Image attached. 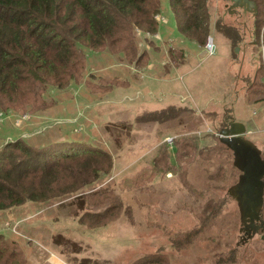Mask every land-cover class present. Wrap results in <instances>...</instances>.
<instances>
[{"label":"rangeland","instance_id":"rangeland-1","mask_svg":"<svg viewBox=\"0 0 264 264\" xmlns=\"http://www.w3.org/2000/svg\"><path fill=\"white\" fill-rule=\"evenodd\" d=\"M230 4L207 0L210 30L199 43L178 30L170 0H161L158 30L137 26L133 53L82 45L85 63L62 87L46 86V107L0 112V147L18 138L36 147L88 143L112 157L80 190L0 209V232L18 242L25 264H132L148 253L163 256L155 264H264L261 233L241 230L228 190L240 170L219 135L236 119L264 148V98L251 94L264 45L256 11L229 12ZM219 19L240 30L237 44ZM151 111L160 112L140 117ZM177 142L189 151L179 164ZM168 148L173 161L157 167Z\"/></svg>","mask_w":264,"mask_h":264},{"label":"trees","instance_id":"trees-1","mask_svg":"<svg viewBox=\"0 0 264 264\" xmlns=\"http://www.w3.org/2000/svg\"><path fill=\"white\" fill-rule=\"evenodd\" d=\"M256 1L257 43L264 45V0ZM170 6L178 30L186 38L204 43L210 30L207 0H170ZM160 11L161 0H0V112L19 113L44 107L46 86L62 87L68 78L76 77V68L85 63L80 53L82 45H106L133 53L135 28L157 31ZM217 25L223 31L233 30L232 34L226 33L233 44L242 38L235 26L221 19ZM261 60L255 76L257 79L260 76V81L256 79L251 84L257 86L251 94L260 92L263 95L259 98H264L263 51ZM173 107L160 111L168 112ZM160 111L146 112L140 117L151 119L150 115ZM187 143L177 142L173 146L178 164L189 152L184 150ZM221 144L232 151L224 142ZM172 156L169 148L161 149L155 165L171 164ZM111 160L108 151L88 143L70 147L60 141L36 147L25 143L23 138L8 140L0 147V209L80 190L107 172ZM103 162L108 164L106 169ZM261 213L264 218V205ZM162 257L148 253L132 264L160 263ZM222 261L215 259L209 264ZM0 264H25L18 242L7 240L2 232Z\"/></svg>","mask_w":264,"mask_h":264},{"label":"water","instance_id":"water-1","mask_svg":"<svg viewBox=\"0 0 264 264\" xmlns=\"http://www.w3.org/2000/svg\"><path fill=\"white\" fill-rule=\"evenodd\" d=\"M229 12L239 7L247 11H257L256 0H230ZM245 123L231 119L220 131V139L232 149L234 165L241 170L238 180L229 188V193L236 199L243 230L249 231V237L264 231L262 208L264 205V158L262 149L249 138ZM264 239V232L261 234Z\"/></svg>","mask_w":264,"mask_h":264},{"label":"built area","instance_id":"built-area-1","mask_svg":"<svg viewBox=\"0 0 264 264\" xmlns=\"http://www.w3.org/2000/svg\"><path fill=\"white\" fill-rule=\"evenodd\" d=\"M208 46L210 47V49H211L212 51L214 50L213 40H212V38H210V39L208 40Z\"/></svg>","mask_w":264,"mask_h":264},{"label":"flooded vegetation","instance_id":"flooded-vegetation-1","mask_svg":"<svg viewBox=\"0 0 264 264\" xmlns=\"http://www.w3.org/2000/svg\"><path fill=\"white\" fill-rule=\"evenodd\" d=\"M239 170H240V169H239ZM240 172H241V170H240ZM262 218H263V217H262ZM263 219H264V218H263ZM241 228H243V225L241 226ZM242 231H246L247 234H249V231H247L245 228H244ZM263 232H264V231H261V230H260V231L257 232V233H261V234H262ZM257 233H256V234H257ZM254 235H255V234H254ZM254 235H253V236H254ZM248 236H249V235H248ZM261 238H262V237H261ZM262 239H263V238H262Z\"/></svg>","mask_w":264,"mask_h":264}]
</instances>
